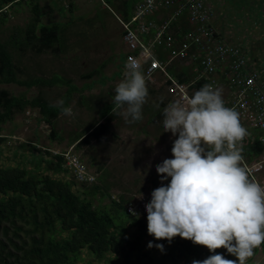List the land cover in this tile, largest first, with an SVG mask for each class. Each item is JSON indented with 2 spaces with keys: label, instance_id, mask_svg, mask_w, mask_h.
<instances>
[{
  "label": "rangeland",
  "instance_id": "rangeland-1",
  "mask_svg": "<svg viewBox=\"0 0 264 264\" xmlns=\"http://www.w3.org/2000/svg\"><path fill=\"white\" fill-rule=\"evenodd\" d=\"M31 1L38 5L40 13L33 29L36 30L38 23L46 25L58 23L61 28L58 37L59 47L55 44L54 51L41 52H35L31 47L19 48V50L15 47L14 41L17 36L24 35V29L33 22L31 18L34 16L30 5L22 2L14 4L7 10V20L0 26V41L9 40L8 48L12 55V63L17 67L16 78L19 80L41 78L48 81L55 79L56 81L47 85L33 84L29 87L14 83H0V87L5 88L10 94L23 95L28 99L41 95L49 103L57 105L58 97L64 94L65 86L69 85L70 80L76 87H80L87 80L84 75L92 73L91 70L95 67L94 80L102 83L112 76V72L109 75L105 74L107 63L114 62L116 66H119L117 61L119 60L120 63V58H122L121 62H125L126 53L123 55L121 52H115V40L112 38L103 40L99 28L91 25V23L97 25L99 20L110 21L111 13L108 12V8L114 11L112 0ZM133 1L124 2L127 10ZM203 1L211 7L210 21L213 28L229 43L239 44L249 60L254 61V64L262 69L261 74L264 77V0ZM68 20L72 22L68 24ZM97 44L101 50L109 49L112 52L108 59H101L99 56L98 64ZM119 51H121L120 48ZM174 60L177 61L175 64L189 65L186 64V59L173 58ZM169 70H172V66ZM65 80L67 81L63 82ZM156 81L158 79L153 83ZM82 93L85 92L82 91ZM109 94L106 92L107 98ZM79 104L82 110L79 107H71L72 105L64 101L60 109L63 106L71 107L73 115H65L61 110L51 124L39 119L36 108H25L23 111L14 113L10 120L0 124L1 135L6 136V140L0 145V164L13 165L18 161L22 166L32 168L39 155L58 154L57 152L63 151L61 153L65 152L67 164L72 166V163H75V167L80 166L84 182L98 184L103 192L109 194L99 201L100 204L107 203L110 198L117 199L120 195L129 198L126 206L129 202L139 199L137 197L140 193L142 196L150 195L154 189L162 186L161 177L156 173L155 168L165 158L172 157L171 148L176 137L170 132H165L163 136L160 133V140H155L153 136L156 131L151 125L147 126H151L153 132L151 136L148 138L136 136L129 129V132L123 131L127 126L126 122H118V125L114 126L116 130L106 131L102 138L90 139L88 143L78 144L74 139L96 122L97 115L106 113L112 107L114 96L110 95L108 100L98 104L94 102L92 105V102L82 95ZM120 111L114 115L112 121H120L123 118L119 114ZM51 126L54 136H50L49 133ZM137 128L138 124L133 129ZM30 143L36 150L29 149ZM46 149L48 152L45 153ZM14 150L18 156L13 160L5 159ZM27 159H31V162L28 163ZM66 171L58 176L69 181L73 190L82 187L79 174L76 173L74 177L70 171ZM167 183L168 181L165 180L164 184ZM134 231L136 230L133 229ZM158 241L146 230L140 243L147 247L149 242L155 245ZM153 247L147 248L156 258L160 250H155ZM201 247L209 255L219 253L226 259H236L223 248L217 249L216 253H210L207 248ZM247 264H264V255L259 248L254 251Z\"/></svg>",
  "mask_w": 264,
  "mask_h": 264
},
{
  "label": "trees",
  "instance_id": "trees-1",
  "mask_svg": "<svg viewBox=\"0 0 264 264\" xmlns=\"http://www.w3.org/2000/svg\"><path fill=\"white\" fill-rule=\"evenodd\" d=\"M21 2L30 5L34 16L33 22L24 29V35L17 36L15 47L18 50L31 47L35 52L54 51L55 44L58 46L60 25L38 23L34 30L40 13L38 5L31 0H0V26L7 20V10ZM8 44L9 40L0 41V83L29 87L56 81L16 78L17 67L12 63ZM172 73L181 82L192 77V74L185 77L181 72ZM192 81L189 87L195 91L204 82L195 78ZM25 108H36L39 119L49 124L61 112L59 105L49 103L41 95L28 99L0 87V124ZM107 130L108 121L104 119L74 140L78 144L98 140ZM49 133L55 135L52 126ZM5 140L0 133V145ZM29 149L36 150L32 144ZM260 150L257 140L243 141L242 156L247 160ZM16 156L14 150L5 159L13 160ZM62 163V155L48 154L39 155L32 168L18 161L13 165L0 164V264H192L193 260L209 256L201 246L177 236L171 243L159 240L157 244H162L164 250L154 258L145 244L140 243L147 230L146 211L134 217L125 209L129 198L120 195L100 204L99 201L109 194L98 184L80 181L82 187L73 190L69 181L58 176L67 172ZM258 248L264 255V244Z\"/></svg>",
  "mask_w": 264,
  "mask_h": 264
},
{
  "label": "clouds",
  "instance_id": "clouds-1",
  "mask_svg": "<svg viewBox=\"0 0 264 264\" xmlns=\"http://www.w3.org/2000/svg\"><path fill=\"white\" fill-rule=\"evenodd\" d=\"M124 68L114 105L125 122L134 123L143 118L148 88L136 58L129 57ZM63 104L62 99L57 101ZM61 110L73 115L71 107ZM162 125L176 139L172 157L155 168L162 186L151 192L145 205L147 233L169 243L179 236L210 253L223 248L236 258L216 253L192 264H247L254 249L264 244V185L251 180L241 166L247 130L239 113L225 106L220 89L205 84L191 96L185 92L168 103ZM137 198L142 199V193ZM153 246L164 250L162 244L147 245Z\"/></svg>",
  "mask_w": 264,
  "mask_h": 264
},
{
  "label": "built area",
  "instance_id": "built-area-1",
  "mask_svg": "<svg viewBox=\"0 0 264 264\" xmlns=\"http://www.w3.org/2000/svg\"><path fill=\"white\" fill-rule=\"evenodd\" d=\"M64 2L65 0H61ZM167 11V12H166ZM211 7L203 0H136L130 16L126 19L117 17L121 26V39L126 46L125 62L129 57L136 58L142 65L146 79L154 71H159L167 82V91L177 99L185 92L188 85L180 83L166 72V65L173 58L186 59L194 63L197 75L203 79V85L216 88L218 76L225 81L227 94L224 97L226 107L239 113L241 124L261 145V150L251 162L244 159L241 166L247 170L249 178L264 185V77L262 69L256 68L239 44H232L220 38L211 25ZM166 12L165 17L157 20L153 14ZM182 18L187 27L180 30L178 20ZM157 47L167 51L165 59L155 55ZM190 96V95H189ZM63 167L74 177L81 174L79 165L67 164L64 153ZM150 195L129 202L125 209L139 215L150 202Z\"/></svg>",
  "mask_w": 264,
  "mask_h": 264
},
{
  "label": "crops",
  "instance_id": "crops-1",
  "mask_svg": "<svg viewBox=\"0 0 264 264\" xmlns=\"http://www.w3.org/2000/svg\"><path fill=\"white\" fill-rule=\"evenodd\" d=\"M112 1L114 4V11L112 12V10L110 8H108V12L111 13L110 21L99 20V21H97V25L93 24V23H91V25H93L94 27H97V29L99 28V33L101 34V36H103V40L110 39V38L115 40V45H114L115 52H121L124 55L126 53L127 48L121 39L122 31H121V26L117 20V17L123 18V16H124V17L128 18L130 16V13H131V7L136 0L133 1L129 10H127L126 5L124 4V2L126 0H112ZM122 1H124V2L122 3ZM166 12L155 13L152 15V17L159 20V19L165 17ZM67 22L69 24V22H72V21L68 20ZM178 22L180 24V30L181 31L187 27L185 21L182 18H180L178 20ZM79 33L82 34V32H79ZM220 38H222V37L220 36ZM223 40L228 42L226 39H223ZM57 44L59 47L60 41ZM119 48L121 49V51H119ZM111 53L112 52L109 49H107V51L101 50L97 44V64L100 61V59L98 58L99 56L101 57V59H108ZM166 53H167V51H163L160 47H157V49L155 51L156 57L158 59H161V60L165 59ZM121 60H122V58H120V63H119V60L117 61L119 66H116L117 64H114V62L107 63L108 65L105 66V68H106L105 74L109 75L112 72V76H111V78L106 79L105 82L99 83L96 80H94V78L96 77V73L94 72L95 67L93 68V70H91L92 73H88V74L84 75V78H87V80L80 87H76L74 83H73L74 84L73 85L72 81L70 80L69 85L67 84L68 86H65L66 88L64 89V91H65L64 94L63 95L61 94L58 97V101L63 99V97L65 95H68L64 101L67 102L68 105H72L71 107H73V106L79 107L82 110V107L79 104L80 100L82 99V95H85L88 98V100L92 102V105L94 102H96L98 104L99 102H104L105 100H108L110 95H111V97H113L115 95L114 90H115L116 85L124 78V72H125L124 64H125V62H123V61L121 62ZM176 62L177 61L176 60L173 61V59L171 61H169L165 67L166 72L172 78H174L177 81H178V79L176 78V76L172 72H181L182 74H184L183 76H185V77H187L188 75L191 76V74H192V77L190 78L189 81H186V82L178 81L180 83H185L188 85V93L191 96L192 93L195 92L194 88L189 87V85L193 82L192 79L195 78L197 75V71L195 70V65H194V63H192L190 61H187V63H186L189 65L175 64ZM251 63L257 68V66L254 64V61H252ZM170 66H172L171 71L169 70ZM259 69H261V68H259ZM156 79H158V81H156V83H153V81H155ZM218 80H219V84L216 88L221 90L222 98L224 99V97L227 94L225 81L221 76H218ZM66 81L67 80H65V82ZM146 84H147V88H148V97H147V102L142 106V117L143 118H142V120H140L138 122H134V123H127L126 122L127 126L125 127V129L123 131L129 132V130H131L130 132L136 134V136L141 135V136H145L148 138L153 133L152 132V129H153L154 131H156L155 135L153 136V139L160 140V138H161L160 133H161V136H163L165 134V132L163 131V125H162L163 109L168 103L176 100L177 97L174 94L169 93L167 91V82L165 81L164 76L159 71H154L151 75V78L146 79ZM82 91H84L85 93H82ZM106 92L110 93L108 98H107ZM98 96H100V97L98 98ZM75 98H76V100H75ZM157 105H159V107H157ZM118 111H120V109H117L115 107V105L113 104L112 107H110L106 113H104L100 116L97 115V119H95V120H96V122H101L104 119H107V121H108V130L107 131L114 130L115 129L114 126L118 125V122H125V120L123 118L120 121H112L113 120L112 118L115 117L114 116L115 114H118ZM137 124H138V128L133 129ZM149 125L152 126V129H151V126L147 127ZM247 133H248V131H247ZM249 133H251V134L246 135V137L243 139V141L247 140L249 142L252 140L250 136H254V134L251 131H249ZM243 141H242V145H243ZM30 144H32V143H30ZM258 153H256V154L252 153L249 160H247L245 158L246 156H243V159L247 163H249L252 161V159L256 155H258Z\"/></svg>",
  "mask_w": 264,
  "mask_h": 264
}]
</instances>
